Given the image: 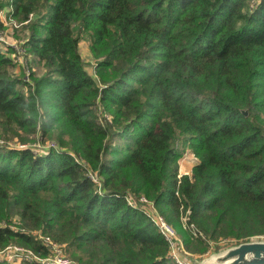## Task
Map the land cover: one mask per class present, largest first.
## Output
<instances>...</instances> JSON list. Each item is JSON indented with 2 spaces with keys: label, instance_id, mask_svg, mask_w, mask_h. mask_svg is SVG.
I'll return each mask as SVG.
<instances>
[{
  "label": "trees",
  "instance_id": "obj_1",
  "mask_svg": "<svg viewBox=\"0 0 264 264\" xmlns=\"http://www.w3.org/2000/svg\"><path fill=\"white\" fill-rule=\"evenodd\" d=\"M5 8L44 71L17 74L16 49L0 51V251L46 258L49 238L74 264H178L143 196L192 253L264 236V0Z\"/></svg>",
  "mask_w": 264,
  "mask_h": 264
},
{
  "label": "rangeland",
  "instance_id": "obj_2",
  "mask_svg": "<svg viewBox=\"0 0 264 264\" xmlns=\"http://www.w3.org/2000/svg\"><path fill=\"white\" fill-rule=\"evenodd\" d=\"M11 9L12 8L7 9L0 14V51L6 52L8 49V46H12L13 48L16 49L17 52H14V54H12V56L16 59V63L18 64V66L16 67V70H14V71H16L17 74H20L21 71H26L27 75H29V69H30L31 72H35L37 75H40L44 71L43 68H41L39 65H37L35 63L32 55L27 56L25 54L26 53L25 49L23 48V44L26 41L27 35L29 33V31L27 29H25V27H24V25L27 22H20L15 17L13 18V17L9 16L10 15L9 11H11ZM80 49L82 52V56L84 57L90 72L93 73L94 72V68H93L94 67V59L91 56V53L89 50V42L86 39H83L81 41ZM2 142L3 141L0 138V143H2ZM8 143H10L14 146L21 147L19 145V141L17 140V138H12ZM51 145H54V143L51 141H47L44 144L35 143L34 145H32V147H33V149H35L34 150L35 152H39V150H48V147ZM197 162H198V159L193 155L191 150L186 149L184 151L182 157L179 159V172H180V174L192 175V169ZM186 220H187V218L184 217L183 222H185ZM172 227L175 229L176 238H177L178 245L180 248V255H181V257H183L184 260L186 257H187V259L189 257H191V258H196V259L202 260V259L206 258L211 252H213L215 250L217 251L219 249H223V248L229 247V246L237 243V242H229V241H218V242L210 241V247H209L208 252H206L204 254L192 253V252L187 251L185 244H184V241H183V238L180 235V233L178 232L177 228L174 225ZM32 233L34 235H38V233L35 231ZM44 239H46V238H44ZM47 239H46V241H47ZM254 239L264 240V236H257V237H254ZM16 247H23L22 250L25 249L24 251L28 250L24 246L13 244V245L5 248L4 250L0 251V261L5 260L4 263H7V264H25L24 262L27 261V259H29V258H32L31 259L32 261H33V259L35 261H37V258H42V257H38L33 251H32L31 256H28V254L26 253L28 256V258H26V256L22 255L23 251L21 252V251H15L14 250V248H16ZM50 249H51V254L49 257H51L53 254H55V252L57 250L53 246ZM60 249H62V248H60ZM29 251H30V249H29ZM62 252H63V254H65L67 256V258H69L71 260V258L64 252L63 249H62ZM46 258H48V257H46ZM35 261H33V262H35ZM190 261H192V260H190ZM29 262H31V261H29Z\"/></svg>",
  "mask_w": 264,
  "mask_h": 264
},
{
  "label": "built area",
  "instance_id": "obj_3",
  "mask_svg": "<svg viewBox=\"0 0 264 264\" xmlns=\"http://www.w3.org/2000/svg\"><path fill=\"white\" fill-rule=\"evenodd\" d=\"M7 9L8 8L0 10V14ZM128 202L131 205H137L136 201L132 197L128 198ZM139 203L141 205V208H143L145 210V212L151 217L152 221L159 228V230L164 235L166 240L170 243V245L172 247L171 255L174 257L175 261L178 264H195L192 261H190L189 258L187 259V257H186L184 260L183 257H181L180 248H179L178 241L176 238L175 229L172 227V225H170V223H168L166 221L164 216L158 212L154 203L152 201L148 200L144 196L141 197ZM46 239H45V241H46ZM46 242L48 244L52 245L57 250H56L55 254H53L51 257L37 258V264H73L72 260L67 258V256L65 254H63V252H62L63 247H61L58 244L53 243L49 238L47 239ZM60 248H62V249H60ZM22 249H23V247L14 248L15 251H21V252L23 251L22 255L26 256V258H28V256H31V254H32L31 250L29 251V249H28V250L24 251L25 249L24 250H22ZM26 253L28 254V256ZM31 259L32 258H29V259H27V261H31Z\"/></svg>",
  "mask_w": 264,
  "mask_h": 264
},
{
  "label": "water",
  "instance_id": "obj_4",
  "mask_svg": "<svg viewBox=\"0 0 264 264\" xmlns=\"http://www.w3.org/2000/svg\"><path fill=\"white\" fill-rule=\"evenodd\" d=\"M189 258L195 264H264V240L235 243L211 252L202 260Z\"/></svg>",
  "mask_w": 264,
  "mask_h": 264
}]
</instances>
